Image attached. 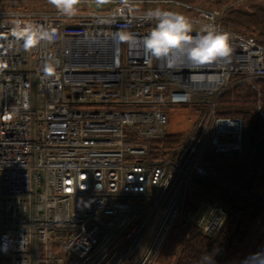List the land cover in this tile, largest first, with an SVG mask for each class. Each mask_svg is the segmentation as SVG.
Returning <instances> with one entry per match:
<instances>
[{
  "label": "built area",
  "instance_id": "obj_1",
  "mask_svg": "<svg viewBox=\"0 0 264 264\" xmlns=\"http://www.w3.org/2000/svg\"><path fill=\"white\" fill-rule=\"evenodd\" d=\"M130 3L123 15L118 0L71 17L0 9V264H156L177 216L210 239L225 222L226 209L207 197L184 211L185 190L207 176L206 148L242 153L241 119L216 110L235 81L258 91L264 46L224 28L219 9ZM157 8L188 17L193 36L228 33L230 60L168 69L147 57L139 41L155 26L146 13ZM15 20L54 27L57 38L30 51L9 47ZM119 32L137 39L118 41ZM49 57L55 72L46 76ZM257 111L264 117L259 97ZM175 135L180 146L156 147Z\"/></svg>",
  "mask_w": 264,
  "mask_h": 264
},
{
  "label": "trees",
  "instance_id": "obj_2",
  "mask_svg": "<svg viewBox=\"0 0 264 264\" xmlns=\"http://www.w3.org/2000/svg\"><path fill=\"white\" fill-rule=\"evenodd\" d=\"M217 8L228 0H207ZM193 2V1H192ZM221 25L250 37L264 46V2L247 9L227 7ZM238 79L233 76L232 81ZM258 91L245 81L233 82L220 96L217 115L239 117L243 148L238 156H217L210 148L203 153L207 176L193 178L184 195V211L195 212L203 197L220 203L227 211L225 222L215 238L203 236L191 224L184 225V240L172 264H201L211 255L214 264H236L243 250L264 221V117L257 111V98L264 115V78L253 80ZM182 136H165L156 147L170 149L182 144ZM243 264H264V228Z\"/></svg>",
  "mask_w": 264,
  "mask_h": 264
},
{
  "label": "clouds",
  "instance_id": "obj_3",
  "mask_svg": "<svg viewBox=\"0 0 264 264\" xmlns=\"http://www.w3.org/2000/svg\"><path fill=\"white\" fill-rule=\"evenodd\" d=\"M62 15L71 17L77 13L80 0H48ZM108 0H95L97 6H102ZM120 7L116 14L123 15L125 10L131 12L133 8L130 0H118ZM148 21H155V26L139 42L144 54L162 62V67L173 69L179 66L181 60L193 65H207L220 61H228L233 55L230 36L226 32L206 29L204 34L193 36L192 21L182 13L162 9L149 10L145 17ZM9 47L20 44L24 51H30L41 44L53 43L57 38L54 27L15 20L10 29ZM115 39L121 42H134L136 37L131 33L119 32ZM55 72L54 58L49 57L44 64L46 76ZM27 106V105H25ZM201 264H214L211 255L202 257Z\"/></svg>",
  "mask_w": 264,
  "mask_h": 264
},
{
  "label": "rangeland",
  "instance_id": "obj_4",
  "mask_svg": "<svg viewBox=\"0 0 264 264\" xmlns=\"http://www.w3.org/2000/svg\"><path fill=\"white\" fill-rule=\"evenodd\" d=\"M4 1V0H3ZM6 1V0H5ZM9 1V0H8ZM6 1V2H8ZM194 3H197L201 6L210 8V9H219L224 11L227 7H237L239 9L245 10L248 8L251 4H260L264 2V0H228V3L225 7L217 8L214 6L212 2L211 5L209 4V1L207 0H191ZM8 3H5V6H2L3 9H11L12 6L16 5L13 9H21L26 11H37V10H43L45 9V6L41 4L40 1L37 0H22L19 2H14L13 5H8ZM92 7L91 5H89ZM47 7V6H46ZM49 7V5H48ZM33 93V92H32ZM185 220L182 216H177L176 219H174L173 223L171 224V227L168 231V234L163 241V244L158 252L157 258H156V264H172L174 260V253H176L177 249L179 248L180 244L184 240V225ZM264 228V221L260 223V226L255 233L254 236H252L250 242L243 250V254L240 258V261L236 264H243L246 258L248 257L250 251L252 250L254 244L258 240L261 230Z\"/></svg>",
  "mask_w": 264,
  "mask_h": 264
},
{
  "label": "crops",
  "instance_id": "obj_5",
  "mask_svg": "<svg viewBox=\"0 0 264 264\" xmlns=\"http://www.w3.org/2000/svg\"><path fill=\"white\" fill-rule=\"evenodd\" d=\"M8 1V0H6ZM5 0H0V9H3L2 6H5V3H8V5H13L14 2H19V1H22V0H9L8 2H6ZM37 1H40L41 4H43L45 6V9L43 10H37V11H48V10H52L54 9V6L51 5L48 0H37ZM181 1H191V0H181ZM7 5V6H8ZM49 5V7H48ZM16 5L12 6V8H14ZM47 6V7H46ZM92 7H90L88 4H82V5H77V8H81V9H87V8H95V9H98L100 7L96 6V5H91Z\"/></svg>",
  "mask_w": 264,
  "mask_h": 264
}]
</instances>
